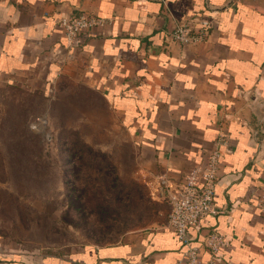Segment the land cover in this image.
Instances as JSON below:
<instances>
[{
  "label": "crops",
  "instance_id": "1",
  "mask_svg": "<svg viewBox=\"0 0 264 264\" xmlns=\"http://www.w3.org/2000/svg\"><path fill=\"white\" fill-rule=\"evenodd\" d=\"M80 12L105 24L72 46L58 20ZM203 19L204 41L171 38L178 23ZM62 76L103 96L132 141L138 180L165 205L161 178L181 183L223 136L215 192L223 211L203 232L230 241L218 264H264V0H0V81L46 88ZM166 222L0 264H174L184 247ZM195 243L207 259L202 237Z\"/></svg>",
  "mask_w": 264,
  "mask_h": 264
},
{
  "label": "rangeland",
  "instance_id": "2",
  "mask_svg": "<svg viewBox=\"0 0 264 264\" xmlns=\"http://www.w3.org/2000/svg\"><path fill=\"white\" fill-rule=\"evenodd\" d=\"M136 157L103 96L78 80L0 81V259L118 242L165 222Z\"/></svg>",
  "mask_w": 264,
  "mask_h": 264
},
{
  "label": "built area",
  "instance_id": "3",
  "mask_svg": "<svg viewBox=\"0 0 264 264\" xmlns=\"http://www.w3.org/2000/svg\"><path fill=\"white\" fill-rule=\"evenodd\" d=\"M103 24L102 17L87 12L63 15L58 20L59 29L72 46L82 43L85 33ZM209 26L206 19L196 26L178 23L170 36L181 45H194L207 39ZM217 143L219 145L210 150L206 160L192 168L181 183L170 185L168 179L161 178L159 193L169 208L166 226L176 233L184 247L174 264H218L223 250L230 246L229 239L218 229L203 232L205 219L223 211L216 203L215 192L220 177V146L227 142L222 136ZM261 208L264 209V197ZM200 236L209 254L207 259L203 258L200 246L195 243Z\"/></svg>",
  "mask_w": 264,
  "mask_h": 264
},
{
  "label": "trees",
  "instance_id": "4",
  "mask_svg": "<svg viewBox=\"0 0 264 264\" xmlns=\"http://www.w3.org/2000/svg\"><path fill=\"white\" fill-rule=\"evenodd\" d=\"M78 14H79V13H78ZM89 32H90V31H89ZM89 32H87V33L84 34V39H86V37L88 36ZM83 41H84V40H83ZM168 213H169V208H168V211H167V217H166V218H168ZM0 260H2V259H0Z\"/></svg>",
  "mask_w": 264,
  "mask_h": 264
}]
</instances>
